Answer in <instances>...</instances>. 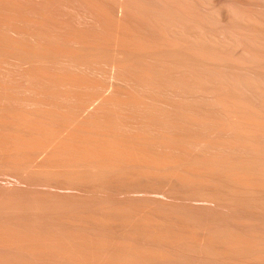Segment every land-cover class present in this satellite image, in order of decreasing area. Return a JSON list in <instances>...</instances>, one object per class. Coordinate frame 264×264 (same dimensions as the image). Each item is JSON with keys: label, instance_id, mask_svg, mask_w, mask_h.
I'll use <instances>...</instances> for the list:
<instances>
[{"label": "bare ground", "instance_id": "6f19581e", "mask_svg": "<svg viewBox=\"0 0 264 264\" xmlns=\"http://www.w3.org/2000/svg\"><path fill=\"white\" fill-rule=\"evenodd\" d=\"M0 264H264V0H0Z\"/></svg>", "mask_w": 264, "mask_h": 264}]
</instances>
